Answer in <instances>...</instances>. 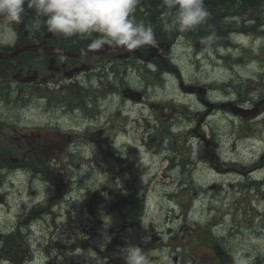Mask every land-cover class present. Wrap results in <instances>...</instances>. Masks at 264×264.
Segmentation results:
<instances>
[{
	"label": "flooded vegetation",
	"instance_id": "1",
	"mask_svg": "<svg viewBox=\"0 0 264 264\" xmlns=\"http://www.w3.org/2000/svg\"><path fill=\"white\" fill-rule=\"evenodd\" d=\"M256 2L257 26H262L264 0ZM205 7L212 25L214 0ZM137 8L153 23L156 42H162L148 60L119 48L80 56L57 52L79 51L91 40L50 33L43 18L25 12L14 26V36L0 34V56L27 44L35 48L10 59L0 57V197L1 207H6L0 225V264H71L68 255L76 251L75 244L86 254L82 264H125L121 250L128 245L140 246L150 256L164 251L171 264H264V207L254 198L260 194V181L249 180L248 171L237 169L231 160L220 165V159L226 163V154L220 139L215 143L216 131L209 123L215 112H231L222 106L227 101L244 107L258 101L240 94L219 97L217 82L185 78L176 53L180 38L203 45L199 33L207 29L166 30L175 10L169 12L163 0H141ZM140 53L145 56L149 50L141 48ZM142 68L153 84L162 86L157 88L164 97L131 85L134 69ZM168 74L175 80L176 97H165ZM29 76L31 82L26 81ZM126 86L140 89L142 101L122 99ZM262 98L264 91L258 100ZM125 100L131 107L148 108L131 121V112H119ZM114 104L117 108H110ZM30 106V118L7 112ZM260 108L264 113V102ZM201 161L210 172L201 171ZM263 164L262 158L256 166ZM21 169L30 171L19 173ZM225 170H238L246 177L238 188L242 196L230 204V220L201 210L200 181H214L216 174L223 178ZM19 176H24L26 193L13 208L5 195ZM208 189L219 195L225 191L216 182ZM93 191L101 199L89 214L86 201ZM245 191L249 200L243 197ZM78 196L80 238L57 250L54 233L65 227L66 209ZM109 217L111 224L106 226ZM202 233L214 242L200 240ZM105 235L110 241L102 247Z\"/></svg>",
	"mask_w": 264,
	"mask_h": 264
},
{
	"label": "clouds",
	"instance_id": "2",
	"mask_svg": "<svg viewBox=\"0 0 264 264\" xmlns=\"http://www.w3.org/2000/svg\"><path fill=\"white\" fill-rule=\"evenodd\" d=\"M141 0H0V34L14 36V26L22 20L25 4L37 18H43L50 33L63 38H90L93 50L124 48L129 51L142 46H157L150 27L132 18ZM164 7L175 15L165 29L187 32L204 23L210 13L204 0H163ZM95 34V35H94ZM213 36L205 39L212 40ZM111 224V218L105 222ZM146 241L147 239L144 238ZM110 237L104 236V243ZM125 264H171L164 251L150 256L142 247L128 245L121 250ZM153 257H156L154 260Z\"/></svg>",
	"mask_w": 264,
	"mask_h": 264
},
{
	"label": "rangeland",
	"instance_id": "3",
	"mask_svg": "<svg viewBox=\"0 0 264 264\" xmlns=\"http://www.w3.org/2000/svg\"><path fill=\"white\" fill-rule=\"evenodd\" d=\"M234 25H239L242 22V16H236L233 20H232ZM211 36H213L214 38L212 40H207L205 38H202L201 41L206 44L205 48H201L198 47V51H204L207 49H211L213 48L216 43H217V39L218 38H222L225 39L226 38V32L225 33H220L218 31H214ZM256 37L263 39L264 40V26H261L259 28L256 29ZM192 49V47H191ZM178 53H179V60L182 64V67L184 69V73L186 76H189L191 72H193L192 75L197 76L199 79L205 80V79H222L224 80V77H228L229 72L226 69H221L217 66H214L212 64H207L204 65L203 67H196V68H192L189 65V60L191 59L190 55L188 54L187 50L185 49V47L182 45L179 47L178 49ZM132 83H135L137 85H145L146 81L148 80V77L145 76V73L143 71H138L136 69H134L133 73L131 74V78H130ZM257 85H254L253 87H250L249 91L254 89ZM248 91V92H249ZM7 112H23L24 115L28 116L29 118L32 116V107L30 106L28 109H22V108H17L15 111H9L7 110ZM12 116V115H10ZM264 120H262L261 118L253 125L254 130L255 131H259L262 126H263ZM73 147H76V145H72ZM199 149H201V146H199ZM238 152H243L244 149L243 147H239ZM247 158H252L258 155V150L253 148V149H247ZM236 154H233V156L235 157ZM237 167V166H236ZM263 174H264V170H263ZM232 180H227V190L224 192V194L220 197H215L216 200V205L218 206L217 209H219L221 211L220 214L223 213V216H227L228 220L231 219L230 217V204L234 203V200L236 198H240L242 195H239V192H235L232 188L228 187V183H230ZM239 183V182H237ZM237 183H232V184H237ZM229 188V189H228ZM16 191H12L10 193V195L12 197H14L15 199L19 200V197L21 196V192L24 191L23 187H19V188H15ZM213 193V192H212ZM261 193H263L261 191ZM243 194V192H242ZM255 194V193H253ZM243 197H245L247 200H249L250 196L247 193V191L244 192ZM262 196L260 194H256L254 196L255 200H259ZM260 201H262V204H264V198H262ZM210 206H212V204L210 203ZM1 207H0V214L2 213ZM1 220V218H0ZM72 257V264H82L83 259L85 258L84 255H82L81 251H76L70 255H68V258Z\"/></svg>",
	"mask_w": 264,
	"mask_h": 264
},
{
	"label": "water",
	"instance_id": "4",
	"mask_svg": "<svg viewBox=\"0 0 264 264\" xmlns=\"http://www.w3.org/2000/svg\"><path fill=\"white\" fill-rule=\"evenodd\" d=\"M24 49H34L32 46H27V47H25ZM18 51V50H17ZM130 94L131 93H133L132 91H128ZM240 114H242V116H244V117H247V115H250V114H254L255 112H248V113H246V112H239ZM97 204V202H96V194L88 201V203H87V207L88 208H90V210H91V212H92V210L94 209V207H95V205ZM135 214H136V212L134 213V215H132V217L133 218H135ZM127 215H130V214H127ZM199 240V239H198ZM198 240H197V242H198ZM200 240H202V241H206L207 243H212V242H214V239L211 237V236H208V234L207 233H202L201 235H200Z\"/></svg>",
	"mask_w": 264,
	"mask_h": 264
},
{
	"label": "trees",
	"instance_id": "5",
	"mask_svg": "<svg viewBox=\"0 0 264 264\" xmlns=\"http://www.w3.org/2000/svg\"><path fill=\"white\" fill-rule=\"evenodd\" d=\"M24 7H25V11H24V12L29 13V15L36 16L35 13H34V11H33L32 9H29V8L27 7V4H25Z\"/></svg>",
	"mask_w": 264,
	"mask_h": 264
},
{
	"label": "bare ground",
	"instance_id": "6",
	"mask_svg": "<svg viewBox=\"0 0 264 264\" xmlns=\"http://www.w3.org/2000/svg\"><path fill=\"white\" fill-rule=\"evenodd\" d=\"M208 1L213 2V0H205L204 3H207ZM162 2V1H161ZM140 10V9H139ZM147 13V12H146ZM164 13V12H163ZM164 15V14H163ZM77 42V40H76Z\"/></svg>",
	"mask_w": 264,
	"mask_h": 264
}]
</instances>
